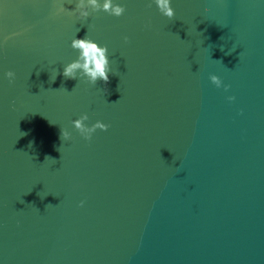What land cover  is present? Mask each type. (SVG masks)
Instances as JSON below:
<instances>
[{
  "label": "water",
  "instance_id": "95a60500",
  "mask_svg": "<svg viewBox=\"0 0 264 264\" xmlns=\"http://www.w3.org/2000/svg\"><path fill=\"white\" fill-rule=\"evenodd\" d=\"M113 3L0 0V264H264V0ZM85 36L107 83L62 75Z\"/></svg>",
  "mask_w": 264,
  "mask_h": 264
},
{
  "label": "clouds",
  "instance_id": "9594fccd",
  "mask_svg": "<svg viewBox=\"0 0 264 264\" xmlns=\"http://www.w3.org/2000/svg\"><path fill=\"white\" fill-rule=\"evenodd\" d=\"M71 2V0H70ZM158 4L160 14L171 20L175 16L172 8V0H150L151 4ZM126 9L122 4H115L113 0H75V7L71 11L78 19L86 20L91 13L106 12L109 16L119 18L125 13ZM127 37H124L127 42ZM74 50L78 52L76 60L63 67L62 75L66 79H79L89 85H95L97 80L108 82L109 72L112 71L107 56V47H100L95 41L87 36L83 38H72L71 45ZM4 78L8 80L9 84L15 80V73L7 71ZM55 79V78H54ZM53 79V80H54ZM209 81L217 88L223 89L225 92L229 91L230 86L225 84L221 78L215 74L209 75ZM226 99L231 103L235 100L234 96H228ZM88 115L84 114L79 119L72 122V126L77 130L79 135L85 140L90 141L97 130L107 131L108 125L97 120L92 124H87ZM61 138L64 141L71 139V134L66 129H61ZM31 146V142L29 144ZM45 159H50L45 157ZM83 201L80 206H83Z\"/></svg>",
  "mask_w": 264,
  "mask_h": 264
}]
</instances>
